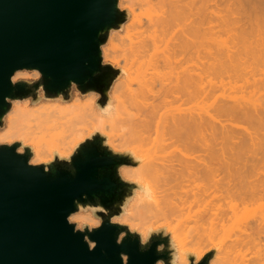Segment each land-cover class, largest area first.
Returning <instances> with one entry per match:
<instances>
[{
	"label": "bare ground",
	"instance_id": "1",
	"mask_svg": "<svg viewBox=\"0 0 264 264\" xmlns=\"http://www.w3.org/2000/svg\"><path fill=\"white\" fill-rule=\"evenodd\" d=\"M198 1L213 2L124 0L122 8L127 10L129 22L119 39L122 78L112 89L118 93L115 111L120 109L124 115L119 121L122 130L128 124V128L134 129L132 133L135 134L126 129L127 135L123 130L124 134L121 133L125 140L120 135L117 143L111 140L107 144L117 150L127 147L133 140L135 144H132L130 151L139 164L123 169L119 176L137 185L151 186L155 202L137 208L135 205L140 196L137 193L128 208L124 209L125 216L122 219H127L131 211L135 214L134 219L161 216L169 220L172 224L169 228L170 241L180 249L178 259L181 262L187 253H193L199 259L206 252L201 247L203 241L217 240L219 246L213 256L214 264H264V48L260 46L264 44V0H254L258 5L252 0H239L248 6L256 5L248 9L257 8L255 12L252 10L253 14L250 10L251 24L255 22L254 25L248 19L245 22L248 21L247 25H250L245 29L238 27V20L233 19L235 14L231 15L238 9L234 6V0H222L229 6L227 12L230 13L221 16L220 11L217 14L219 12L216 13V9H211L206 10L209 12H205L209 15L206 14L207 17L204 13L198 14L204 11L198 12ZM213 3L215 5L216 2ZM210 13L221 18V29L217 24L219 19L212 22L216 24L217 31H221H218L219 34L211 30L210 21L217 17L213 14L210 20ZM201 15L206 20L209 18L206 22H210V25L206 23V28L203 27L206 25L205 18ZM246 16L249 18V15ZM232 24L239 28L237 30L234 27L236 32L232 38L236 41L231 39L229 45H222V38L217 35H226L222 29L227 27L228 30L233 27ZM212 32L214 34L210 35ZM214 35L221 38L219 42ZM198 38L207 44L203 46L205 51L202 54L205 61H198V56L199 60L202 57L199 55L201 52L198 53ZM101 56L113 61L110 49L102 48ZM225 78L241 80L243 86L239 85L245 87V90L250 89V98L245 97L246 94L239 98L233 97L232 93L224 94V91L223 95L227 99L220 93L224 98L222 103H218L216 95L214 101H217L218 107L213 105L214 101L211 104L214 107L212 112L215 110L219 115H212V106L207 110V115L203 109H199V112L203 110L204 115L199 113L198 98H201V93L207 98V88L210 87V90L213 87L208 96L211 98L219 86L227 83L226 80L223 83ZM213 79L220 80L218 82ZM228 93L231 97H228ZM79 97L75 96L74 100H79ZM96 99L90 95L84 102L69 105H64L67 102L62 99H55L41 106L42 110L49 113L52 137L56 136L60 141L61 146L56 152L59 158H67L78 143L93 131L102 133L101 117L108 115H100L105 113H101L96 106ZM185 105L189 106L183 107ZM132 110L134 113H131ZM21 111V106L16 105L12 115L5 119V139L19 133L11 122ZM115 116L119 115H112ZM83 119H89L92 123L87 128L72 132L74 123ZM240 122L249 128L234 125ZM248 206L256 209H252V218L245 211L249 212V208L246 209ZM242 210L248 217L244 216L250 218L248 221L245 217V221L236 219L238 215H243L238 213ZM80 216L88 217L82 213ZM188 221L193 225L187 226ZM237 221L244 222L243 226ZM234 222L235 225L240 224V227L238 225L236 230L239 231L233 233L231 229ZM149 229L143 228L141 231L146 234ZM186 245L189 246L185 248Z\"/></svg>",
	"mask_w": 264,
	"mask_h": 264
},
{
	"label": "water",
	"instance_id": "2",
	"mask_svg": "<svg viewBox=\"0 0 264 264\" xmlns=\"http://www.w3.org/2000/svg\"><path fill=\"white\" fill-rule=\"evenodd\" d=\"M127 18L118 0H0V116L9 108L4 97H24L40 83L26 81L32 90L22 84L13 88L9 77L19 68L39 69L49 96L64 92L66 100L72 81L82 92L101 93L103 107L120 69L103 62L101 46L108 41V29L118 30ZM38 93L32 94L38 97ZM104 139L94 132L67 158L56 155L55 160L41 164L27 165L31 151L18 156L14 151L18 145L0 149V264H121V252L130 257L129 264L170 259L167 247L163 253L156 252L157 244L167 246L170 241L163 230L152 231L151 243L141 253L139 234L128 227L124 230L129 236L116 245L122 229L109 226L105 216L102 228L90 235L97 248L89 252L82 234L73 235L66 224V215L77 210L73 201L94 204L99 198L115 214L120 208L112 205L137 187L116 174V168L135 167L139 161L130 153L112 151ZM48 167L45 174L43 168ZM86 210L91 209H80ZM186 256L191 264L193 255ZM213 256L214 251L207 252L200 264H209Z\"/></svg>",
	"mask_w": 264,
	"mask_h": 264
},
{
	"label": "clouds",
	"instance_id": "3",
	"mask_svg": "<svg viewBox=\"0 0 264 264\" xmlns=\"http://www.w3.org/2000/svg\"><path fill=\"white\" fill-rule=\"evenodd\" d=\"M116 29H108V32H115ZM30 79H35L40 81L38 85H35V89L33 91H39L43 94L45 100H55V99H64V92H60L55 96H49L46 93V90L43 85V73L37 68H19L14 70V72L9 77L10 85L15 88L17 85H25L28 89L32 90L33 86H30L26 83V81ZM68 88H75L80 95H93L97 98L96 106L100 108L101 113H107L108 119H112V110L115 108L112 101L109 99L106 104L101 107L99 101L101 100V93L94 89H88L87 91H81L77 83L70 81ZM30 91L28 95L24 97H4L3 102L9 105L8 111L5 112L2 116H0V121L3 123V127H0V149L2 148H14L15 154L18 156H24L26 154V150L30 152V144L26 143V139H47L48 138V129L51 127V121L48 119L49 113L47 110H42L41 106L38 104L39 97L34 96ZM65 102H67L65 100ZM16 105H20L23 111L19 112L14 121L11 122L12 126L19 131L22 137L20 139H5L4 138V131L6 130L4 121L7 117L12 115L13 109ZM104 118L101 117V120ZM5 145H7L5 147ZM30 158L27 160V165L30 159L33 157V153L30 152ZM52 159H56V154H52ZM54 165V164H53ZM72 165V161H71ZM130 166L127 165H119L116 168V174H119L125 168H129ZM36 168V167H33ZM71 175L75 176L76 170L71 166ZM45 174L50 171V167L47 169L43 168ZM137 187L131 190V194H125L122 201L116 202L112 205V207H119L120 211L111 214L109 209L105 208L100 202L99 198L96 199V202L89 203V204H80L79 201H73L74 207L77 209L76 211L69 212L65 217V222L68 226L72 228L73 235L77 233L82 234L83 243L87 246V250L89 252L94 251L97 248V242L90 239V235L102 228L105 223V216L108 217V225L112 227H116L118 229H122L116 235L115 243L117 246H120L123 241L129 236L128 232L124 229L125 227H130L131 224L135 223L134 219V212L128 213L127 219H122L125 216L124 207L128 204V201L133 200L136 197L137 193H140L139 198L137 199L135 207L137 208H144L148 205H153L155 202V195L154 191L151 186L147 185H137ZM82 199H87V197H82ZM88 207L92 210L91 217H81L80 216V209ZM133 231L139 234V248L138 251L143 253L147 251L148 246L151 243L152 237L154 233L151 230H148L145 234L144 232L140 231V228L137 227ZM163 232V231H160ZM159 232V233H160ZM87 233V234H85ZM158 233V234H159ZM164 236L165 233L163 232ZM167 250L170 254V259L166 262L164 259H156L154 264H182V262L178 259L181 253L173 246L171 241H169L168 245L166 246L164 243H159L156 246L157 253H163ZM194 257V256H191ZM189 256H185L186 264H190ZM119 259L121 264H129L130 257L121 252L119 254ZM202 258L197 259L194 257L195 264H200ZM214 259L209 261V264H214ZM193 264V261L191 262Z\"/></svg>",
	"mask_w": 264,
	"mask_h": 264
},
{
	"label": "rangeland",
	"instance_id": "4",
	"mask_svg": "<svg viewBox=\"0 0 264 264\" xmlns=\"http://www.w3.org/2000/svg\"><path fill=\"white\" fill-rule=\"evenodd\" d=\"M238 2H236L235 0H234V6L236 5V6H238V4L240 3V5L238 6V7H236L235 6V8H238V9H236L235 11H233V13L231 14L232 16H233V14H235L234 16H233V19H237L238 21H237V25H238V27H245V28H247V27H249V25L251 24V20H252V18H251V12H250V10L252 11H254V10H256L257 8H252V9H248V7L249 8H251V7H253V6H256V5H250V2L248 3L247 2V4H249L250 6H248V5H246V3L244 4V3H242L244 0H241L242 2H239V0H237ZM246 1H248V0H246ZM250 1V0H249ZM257 1V0H256ZM256 1H254V0H252L251 2H255V4L257 3ZM202 2V1H201ZM201 2H199L198 1V12H202L203 10V12L202 13H198V14H203V15H205L206 17H207V15L209 14V12H207L206 10H209V11H211V9H216L215 11H216V13L217 12H221V16H223V15H225L226 13L228 14V13H230V12H227L228 11V9H229V6L227 7L223 2H222V0H218V2H217V0H213V2H216L215 3V5H214V3L212 2V1H208V3H206V1L205 2H202L203 3V5H202V3ZM245 2V1H244ZM125 2H124V0H118V7L121 9V10H126L125 8H122V6H123V4H124ZM225 5V7H224V5ZM237 3V4H236ZM222 6H221V5ZM252 4V3H251ZM209 7H208V6ZM212 5V6H211ZM219 5V6H218ZM243 5H246L247 7H245V6H243ZM257 5H258V3H257ZM205 6V7H204ZM216 6H218V7H216ZM234 6H232L233 7V9H234ZM210 8V9H208V8ZM212 7V8H211ZM213 7H215V8H213ZM226 7H227V10H226ZM240 7V8H239ZM243 7V8H242ZM203 8V9H202ZM223 8H225V9H223ZM231 8V7H230ZM245 8H246V11H245ZM219 9V10H218ZM218 10V11H217ZM225 10V11H224ZM244 10V11H243ZM127 11V10H126ZM243 11V12H242ZM252 11V14L255 12H253ZM205 12H207V13H205ZM214 12V11H213ZM220 12L219 13H217V14H220ZM222 12H224V14L222 13ZM239 12V13H238ZM246 12V13H245ZM257 12V11H256ZM259 12V11H258ZM215 13V12H214ZM213 13V14H214ZM236 13H238V14H236ZM248 13H250V14H248ZM207 14V15H206ZM211 14V13H210ZM211 14V18H210V20L213 18L212 16H216L217 17V15L216 14ZM249 15V18H248V16H246V15ZM231 15L229 14V16L231 17ZM202 16V15H201ZM205 16H202V17H204L205 18V24L207 23V24H209L210 22V24L211 25H213V23L212 22H216V21H218L217 19H219V21L217 22V24H218V26H219V22H220V20H221V18H218V17H220V16H218L217 18H215L214 17V19H212L209 23L208 22H206V21H208V19L209 18H207V20H206V17ZM209 16V15H208ZM250 18H251V20H250ZM231 19H232V17H231ZM250 21H249V20ZM213 20H215V21H213ZM239 20H241V21H239ZM246 20H248L249 22H250V24H248L247 25V23H249L248 21H247V23L245 22ZM128 22H129V15H128V18H127V20L122 24V26L117 30V31H115V32H110L109 34H108V41L106 42V44L105 45H103V46H101V49L102 48H106V49H110L111 50V57H112V59H113V61L112 62H110V61H108V60H105L104 58H102V60H103V62L104 63H109V64H111L113 67H115V68H118V69H120V67L122 66V57L120 56V54H119V49L121 48V45H120V41H119V39H120V37H122L123 36V32H124V29H125V27H126V25L128 24ZM239 22V23H238ZM244 22V23H243ZM242 23V24H241ZM254 23L255 22H252V24L254 25ZM204 24V25H205ZM207 24L205 25V26H203V27H207ZM209 24V25H210ZM245 24H246V26H245ZM251 24V25H252ZM208 25V26H209ZM210 25V27H212V29L211 30H213L215 33H217V34H219V32L221 33V31L219 30V29H221V27L219 26V29H218V31H217V27H216V24L214 23V25L213 26H211ZM233 25V24H232ZM232 25H230V26H232ZM237 25L235 24V25H233V27H231L230 29H228L227 30V27L225 28L224 27V29L226 30L225 32H223V30L224 29H222V33H227L226 35H217V36H219V37H221V38H217V36H215L214 35V38H217V40H218V42H219V39H221L222 41V45H229L230 44V40L232 39V41H233V38L232 37H234V35L235 34H233V33H235L236 32V30L234 31V27L236 28L237 27ZM261 25V24H260ZM229 26V27H230ZM213 27H215V28H213ZM237 27V30L239 29ZM244 28V29H245ZM233 31H232V30ZM211 30H209V31H211ZM231 32H230V31ZM228 31V32H227ZM214 32H212L210 35H212V34H214ZM207 33V32H206ZM205 33V34H206ZM231 34H233L232 36H231ZM229 37H228V36ZM206 36V35H205ZM231 36V37H230ZM112 37V38H111ZM200 37H203L202 35L200 36ZM199 37V38H200ZM211 37V36H210ZM213 37V36H212ZM199 38H198V48H199V50L201 49V51H199L198 50V53L199 52H201L199 55H200V57H201V59L199 60V56H198V61H205V58L203 59V52L205 51V49H204V47L203 46H206L207 44L205 43V41L203 42L202 40H199ZM228 39V41H227V39ZM201 39V38H200ZM206 39V41H208V38L206 37L205 38ZM225 39H226V41H225ZM235 39V38H234ZM252 39L254 40V37H252ZM204 40V39H203ZM215 40V39H214ZM251 40V39H250ZM230 41V42H229ZM234 41H236V40H234ZM233 41V42H234ZM203 42V44H201ZM213 42V41H212ZM211 42V43H212ZM216 42V41H215ZM223 42H226V43H223ZM249 42H251V41H249ZM201 45H200V44ZM219 44V43H218ZM233 44V43H232ZM249 44V43H248ZM264 45V44H263ZM262 44H260V46H262L263 48H264V46H263ZM202 46V47H201ZM259 46V47H260ZM204 50V51H203ZM102 57V56H101ZM199 64H200V62H199ZM199 66V65H198ZM122 78V71L120 70V75H119V77L117 78V79H115L114 80V82L112 83V85H111V88H110V91H109V94H108V100L110 99L111 101H112V103H113V105L115 106L116 105V103H117V99H116V96H117V92H114L113 91V89H112V86L115 84V83H117L118 81H119V79H121ZM235 79V78H234ZM230 80V79H227V78H225L224 80H223V83L225 82V80H226V82L227 83H224L223 85H224V87H220L219 86V89H221V88H224V90L222 91V89L219 91V89H217V91L214 93V94H211V96L213 97H211V98H209L208 96L210 95L209 93V91H211V89H213V87L209 90V88H207V91H208V93L206 92L205 93V96H207L206 94H208V96H207V98H205V97H203L202 95L204 94V93H201L202 95H201V98L199 97V95L200 94H198V97L200 98H198V112H199V109H203V110H201L200 112L203 114V112H205V111H207V110H210V108H211V104H212V101H214L215 99V96L216 95H218L217 96V98H216V100L217 99H219V101H218V103L219 104H221L222 103V99H224V98H222V95H223V92H224V94L225 93H227V92H230V94L232 93V95H233V97H237V98H239L240 96L242 97V96H244L245 94V97L247 96V98L249 97L250 98V95L252 94V93H249V92H251L250 91V89H249V91H248V93H246V91L248 90V89H246L245 90V87L244 88H242V86H243V83H242V81L241 80ZM216 81H218L219 82V80L220 79H215ZM214 79H213V81H215ZM228 80H229V82H228ZM28 81H35V79H30V80H28ZM236 81V82H235ZM215 83H217V82H215ZM219 85H221L222 83H218ZM218 84H216L215 85V87L217 88L218 87ZM239 84H241V85H239ZM237 86H241V88H239V87H237ZM235 88H236V90H237V93L235 92ZM238 89H240V91L238 90ZM241 89H243V90H241ZM216 90V89H215ZM214 90V91H215ZM244 90H245V92H244ZM243 91V92H242ZM220 93H222V95H220ZM236 93V94H235ZM243 93V94H242ZM229 94V93H228ZM229 94V95H230ZM80 96L79 98V100H74V98H75V96ZM221 96V97H220ZM224 97H226V99H227V96L226 95H223ZM257 96V94L256 95H254L253 96V98H255ZM38 97H39V99H38V104L40 105V106H45V105H48L49 103H48V101L47 100H45L44 98H43V96H42V93H38ZM90 97V95H80L74 88H72V90L70 91V93H69V95H68V97L66 98V101H67V103H65L64 105H69V104H75V103H77V102H84V100L85 99H88ZM203 97V98H202ZM220 97V98H219ZM228 97H231V95L230 96H228ZM244 97V98H245ZM205 98V99H204ZM202 99V100H201ZM220 99H221V102H220ZM97 100V99H96ZM216 101V102H217ZM62 102V101H61ZM64 102V101H63ZM215 102V101H214ZM213 103V105L215 104V107H216V105H217V103ZM218 104V105H219ZM218 105H217V107H218ZM189 105H185V106H183V107H188ZM216 107V108H217ZM212 109H214V107L212 106V108H211V112H212ZM120 110V109H119ZM115 111V108L112 110V113H111V115H119L118 117H112V119L111 120H109L108 119V117H104V119H103V121H102V133H100L99 131H93V133L94 132H98V133H100L103 137H105V139H104V143L112 150V151H114V152H117V153H130V154H132L133 155V153L130 151V149L132 148V144H135V143H132V141H130V143H131V145L130 146H128L127 145V147H122L121 149H117V150H113L108 144H107V141H114V143H117L118 142V137H120V135H121V137H122V131L123 130H125L124 132H126V134H127V131H126V129H129V130H131L130 132L132 133L133 132V130H132V128L130 129V128H128V124H126L127 125V127H125V125L123 124V126L125 127V129H123L122 130V124H120V120L122 119V118H124V115H122V112L121 111ZM203 111V112H202ZM215 110H213V114L212 115H215V114H217V115H219V113H217L216 111L214 112ZM199 112V113H200ZM209 111H207V112H205L206 114L205 115H207V113H208ZM131 113H134V111L132 110L131 111ZM215 113V114H214ZM210 114V113H209ZM100 115H109V114H100ZM204 115V114H203ZM220 115H222V114H220ZM235 121V120H234ZM233 121V122H234ZM235 122H238V120L237 121H235ZM90 123H92V121L91 120H89V119H83V120H80V121H78V122H76V123H74V126H73V131L72 132H74V131H76L77 129H84V128H87L88 127V125L90 124ZM240 123H242V124H240ZM240 123H234V125L236 124H238L239 125V127H240V125H245V123L244 122H240ZM237 125V126H238ZM246 126V128H249L248 126H247V124L245 125ZM244 126V127H245ZM1 127H3V125L1 126ZM131 127V126H130ZM132 127H133V125H132ZM242 127V126H241ZM243 127V128H244ZM134 128H136L135 126H134ZM66 130V129H65ZM135 130H137V128L135 129ZM67 131H69V130H67ZM122 132V133H121ZM136 132V131H135ZM93 133H91V134H93ZM131 133H129V136H130V134ZM19 134V133H18ZM16 135V136H14V137H12V138H6V139H20V138H24V137H22L21 136V134L20 135ZM90 134V135H91ZM124 134V133H123ZM133 134V133H132ZM135 134V133H134ZM133 134V135H134ZM52 135H53V132H52V130H49L48 129V138L45 140V139H32V140H28V139H26V143H29L30 144V151H31V153H33L34 155H33V157H32V159H30L29 160V163H31V164H41V163H43L42 161H47V160H49L48 162H51V161H53V159H52V154L53 153H55L56 154V152L58 151V147H60L61 145H60V141L56 138V136H54V137H52ZM89 135V136H90ZM128 135V134H127ZM89 136H86V137H84V139L82 140V141H84L85 139H87ZM124 136V135H123ZM126 136V135H125ZM134 137V136H133ZM123 138V137H122ZM122 138H120V139H122ZM125 138V137H124ZM123 138V139H124ZM127 138H128V136L126 137V140H127ZM130 138V137H129ZM135 138H136V136H135ZM134 138V139H135ZM122 139V140H123ZM125 140V139H124ZM81 141V142H82ZM126 146V145H125ZM125 149V150H124ZM127 150V151H126ZM72 154V153H71ZM70 154V155H71ZM36 157L38 158V160H36ZM59 157V156H58ZM47 163V162H46ZM201 183V182H200ZM200 183H198L199 185H201ZM132 202V200H130V201H128V204L127 205H125V207H124V209H126V208H128V206H129V204ZM253 207V208H252ZM199 208H200V206H199ZM249 208V206L246 208V209H248ZM252 209H254V206H250V208H249V212H248V210H245L246 212H247V214H248V216L250 217V218H252V216H254V210L256 211V209H254L253 211H252ZM244 210H242V212H238V213H243V215H241V216H243L242 218H241V216H239L238 215V217H236V219L237 220H239L240 219V221H245V218L246 217H248V216H246L245 214L246 213H244L245 212ZM80 213H82L83 215H87L88 217H91V215H92V210H86V211H80ZM237 213V214H238ZM253 214V215H252ZM246 217H245V216ZM240 217V218H239ZM245 217V218H244ZM249 218V219H250ZM235 219V220H236ZM242 219V220H241ZM244 219V220H243ZM247 219V218H246ZM249 219H247L246 221H248ZM190 220H191V218H190ZM135 223H133V224H131V226H130V228L128 227V229L130 230V231H133L134 229H136L137 227H139L140 228V231L143 229V228H150L149 230H151V231H159V230H163V232L165 233V235H168L169 237H170V231H169V228H170V226H172V224H170V221L169 220H165L164 218H162L161 216H156V217H152V218H149V219H135ZM191 221H193V220H191ZM190 221V222H191ZM189 222V221H188ZM189 222V224L187 225V226H192L193 224H191ZM237 222H239V221H237ZM193 223V222H192ZM235 223L236 222H234V226H233V224H232V226H233V228H232V226L230 227V228H232L231 229V231H233V233H234V231H239V230H236V229H238L237 227H238V225H239V227H240V224H241V227L243 226L242 224H244V222H242V223H240V224H238V225H235ZM231 231H230V233H231ZM133 232H135V231H133ZM137 233V232H136ZM232 233V234H233ZM173 246L179 251L180 249H178L174 244H173ZM189 245H186L185 246V248H187ZM218 246H219V243H218V241L217 240H213V241H203V243L201 244V247L204 249V250H206V252H209V251H214V254H215V252H216V249L218 248ZM206 252L204 253V254H206ZM190 254H192L194 257H195V255L193 254V253H190ZM196 258V257H195ZM201 258V257H200ZM199 258V259H200ZM198 259V258H197ZM212 260V259H211ZM194 263H195V260L193 261ZM182 264H186V261L185 260H183L182 261Z\"/></svg>",
	"mask_w": 264,
	"mask_h": 264
}]
</instances>
